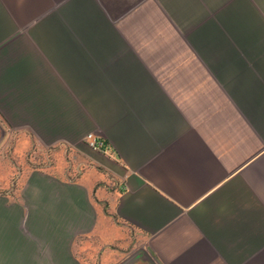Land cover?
Segmentation results:
<instances>
[{
  "label": "crops",
  "instance_id": "obj_1",
  "mask_svg": "<svg viewBox=\"0 0 264 264\" xmlns=\"http://www.w3.org/2000/svg\"><path fill=\"white\" fill-rule=\"evenodd\" d=\"M0 128L32 132L1 187L7 150L62 144L85 169L32 170L46 208L108 201L161 264H264V0H0Z\"/></svg>",
  "mask_w": 264,
  "mask_h": 264
},
{
  "label": "rangeland",
  "instance_id": "obj_2",
  "mask_svg": "<svg viewBox=\"0 0 264 264\" xmlns=\"http://www.w3.org/2000/svg\"><path fill=\"white\" fill-rule=\"evenodd\" d=\"M54 3L58 8L61 0ZM31 17L24 14L20 23L28 26L42 21L45 15L37 19ZM16 134L28 136L32 132L27 128L4 131L0 128V143L5 135ZM48 150L51 154L48 153L47 158V149L37 151L33 147L23 151L16 161L9 150L5 153L12 169L7 179L9 186H0V264H161L147 245L115 224L108 201L94 198L105 218L111 221L107 225H94L71 222L69 202L66 206L49 209L45 201L35 200L30 189L32 170L47 166L60 169L63 163V178L72 183L85 169L80 165L83 161L80 159L85 158L82 153L78 152L79 159L72 157L65 145L56 143L49 145Z\"/></svg>",
  "mask_w": 264,
  "mask_h": 264
},
{
  "label": "built area",
  "instance_id": "obj_3",
  "mask_svg": "<svg viewBox=\"0 0 264 264\" xmlns=\"http://www.w3.org/2000/svg\"><path fill=\"white\" fill-rule=\"evenodd\" d=\"M83 143L94 152L99 151L103 147V144L97 140L96 135L92 133L83 137Z\"/></svg>",
  "mask_w": 264,
  "mask_h": 264
}]
</instances>
